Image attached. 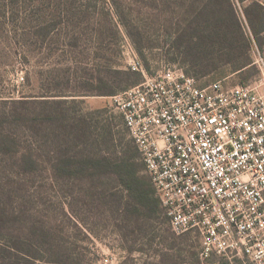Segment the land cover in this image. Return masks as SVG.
Returning <instances> with one entry per match:
<instances>
[{
    "label": "rangeland",
    "instance_id": "374dc122",
    "mask_svg": "<svg viewBox=\"0 0 264 264\" xmlns=\"http://www.w3.org/2000/svg\"><path fill=\"white\" fill-rule=\"evenodd\" d=\"M147 2L0 0V100L61 99L64 102L56 107L63 110L67 118L65 124L85 117L89 130L86 132L91 139L85 143L79 140L77 144L62 137L60 148L65 154H108L114 158L122 145L130 148L132 138L112 101V96L123 90L118 88L111 95H98L92 85L96 84L93 80L97 76L108 81V90L123 84V77L115 74L114 70L130 68L132 47L141 56L134 42L140 37L145 42L144 53L150 63L148 74H156L166 65L184 68L182 57L171 48L173 34L169 36L162 29L161 19L152 15ZM242 21L251 36L243 17ZM261 43L264 47V35ZM251 54L255 63L259 55L264 56V50L252 41ZM211 69L215 67L211 66ZM259 72L256 63L244 72H233L230 67L221 65L210 75L198 71L195 78L200 85L222 80L230 86L249 81ZM55 94L60 96L54 97ZM54 106L46 104L49 109ZM47 126L53 125L48 122ZM109 126L116 139L112 140V137L104 141L101 133L109 130ZM99 134L100 141L95 143L93 140ZM27 135L25 143L38 153L42 165L36 174L8 179L12 181L11 196L17 192L21 196L19 202L23 195L26 200L22 209L27 216L20 222H13L14 229L29 227L28 220L42 218L53 225L54 236L62 246V257L75 264H164L154 253L156 248L164 249L158 245L160 241L173 240L174 231L164 213L142 222L143 231L149 233L142 242L156 237L154 245L151 248L146 246V252L129 251L131 247L139 246L141 240L136 236L139 231L136 227V233L127 232V237H123L120 227L129 222L131 216L139 215L135 209L132 210L127 192L116 176L96 174L75 180H57L49 168L58 155L52 143L43 140L39 150L35 137ZM141 173L148 177L145 168ZM30 212L39 213L31 215ZM184 243L183 261L174 264H196L193 254L200 246L199 236L189 233ZM164 251L170 256L176 252ZM133 257H136L135 261Z\"/></svg>",
    "mask_w": 264,
    "mask_h": 264
},
{
    "label": "built area",
    "instance_id": "2783aa9c",
    "mask_svg": "<svg viewBox=\"0 0 264 264\" xmlns=\"http://www.w3.org/2000/svg\"><path fill=\"white\" fill-rule=\"evenodd\" d=\"M112 96L178 234L200 238L201 264H264V56L248 83L199 86L182 68ZM248 264V263H247Z\"/></svg>",
    "mask_w": 264,
    "mask_h": 264
},
{
    "label": "trees",
    "instance_id": "16d2710c",
    "mask_svg": "<svg viewBox=\"0 0 264 264\" xmlns=\"http://www.w3.org/2000/svg\"><path fill=\"white\" fill-rule=\"evenodd\" d=\"M147 1V7L152 15L161 19L162 29L169 36L173 34L171 48L182 57L183 69L189 76L195 78L198 71L210 75L221 65L230 67L233 72L247 71L255 64L251 54L252 41L258 43L260 50H264L261 43V36L264 35V2L261 0ZM242 17L246 21L251 36L246 31ZM163 24L165 26H162ZM141 39L142 37L138 40L134 39V42L141 55L140 58L144 60L146 70L150 71V63L144 53L146 45ZM211 66L215 69L212 70ZM114 73L122 76L125 82L115 89L108 90L106 88L108 81L97 76L93 80L96 84H93L92 88L98 95H111L118 91V88L128 89L142 82L144 77L141 76L142 72L133 71L130 68L117 69ZM251 80L241 83H248ZM62 102L64 101L61 99L0 100V264H75L71 259L62 257V246L54 236L53 225L46 223L42 218L28 220L29 227L26 228L14 229L13 227V222L16 220L20 222L23 220L22 217L27 216V212L24 208L22 209L26 200L23 195L19 202L21 196L17 192L11 196L9 190H13L12 181L8 179L36 174L42 165L38 153L32 149L31 145L25 143L28 133L35 137L39 150L43 140L52 143L58 155L49 168L57 180L63 178L75 180L96 174L116 176L127 192L128 203L133 205L132 210L135 209L139 215L131 216L128 218L129 222L120 227L123 237H127V232L136 233V227L139 231L136 236L141 242L139 246L131 247L129 251L146 252L148 249L146 246L151 248L156 237H149L146 243L142 242L149 235L148 231H143L142 222L154 219L162 213L167 216L149 175L147 177L141 173L145 164L133 139L132 146L125 148L122 145L114 158L108 154L79 156L63 153L60 148L62 137L68 142L78 144L79 140L83 143L87 142L91 136L87 134L89 130L85 125V117L73 121L74 127L70 122L65 124L64 121L67 118L63 110L56 107ZM47 103L55 106L49 109L46 107ZM120 116L122 117L121 114ZM48 122H51L53 126H47ZM111 130L109 126V130L103 131L101 139L108 141L113 137L112 140H115ZM99 137L100 134L93 141L97 143L100 141ZM140 158L141 161L138 160ZM100 197L104 199L102 195ZM30 213L38 215L39 212ZM132 213L135 214L133 211ZM173 233V240L160 241L158 244L164 246V249L156 248L154 251L164 264L183 261L185 251L183 246L189 233L181 235ZM164 250H176V252L170 256ZM199 252L200 246L193 254L196 264L201 263ZM135 259L136 257H133L134 261ZM222 264H226V261L222 260Z\"/></svg>",
    "mask_w": 264,
    "mask_h": 264
}]
</instances>
